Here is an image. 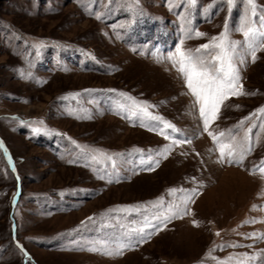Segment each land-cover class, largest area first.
<instances>
[{"label":"rangeland","instance_id":"1","mask_svg":"<svg viewBox=\"0 0 264 264\" xmlns=\"http://www.w3.org/2000/svg\"><path fill=\"white\" fill-rule=\"evenodd\" d=\"M210 2L113 0L108 11L107 0H0V264H264V172L255 167L264 160V113L256 111L264 106V50L239 66L248 94L229 97L209 127L246 150L239 165L217 162L195 98L166 59L177 45L208 42L226 18L230 38L241 41L245 23L255 28L264 17V0H254L255 17L247 0H235L230 13L218 4L208 17ZM120 92L146 101L190 141L166 139L163 122L149 130L147 118L145 126L124 118ZM37 127L47 131L34 134ZM149 155L159 160L151 171L141 164ZM181 188L199 194L185 205V193L169 195ZM170 204L187 214L117 254L112 237L167 215ZM131 208L141 213L129 216ZM88 216L96 222L81 225Z\"/></svg>","mask_w":264,"mask_h":264},{"label":"snow or ice","instance_id":"2","mask_svg":"<svg viewBox=\"0 0 264 264\" xmlns=\"http://www.w3.org/2000/svg\"><path fill=\"white\" fill-rule=\"evenodd\" d=\"M113 0H107L105 5L106 10H111V4ZM249 5L253 8V17L256 16L255 3L254 0H247ZM227 5V10L230 13L233 10L235 0H211V2L203 8V12L211 17L213 10L216 9L218 4ZM183 4H191L193 6L198 5V0H180V3L176 5L179 8ZM103 13L97 12L95 14L96 19H101ZM261 26H264V17H260V26L252 27L250 24L245 23L244 30L242 32L244 39L241 41L232 40L229 36V21L226 18L224 22V29L219 32L216 36L210 38V40L204 44L199 45L195 49H182L180 45L175 48V53H170L166 59L172 62L173 67H177V70L182 74L185 86L195 98V103L198 106L199 116L202 119L203 130L211 138V140L217 145L216 151L219 153L217 162L220 164L227 163L228 165L233 164H243L244 154L246 150H238V142L236 138L232 135L226 137L224 131H218L214 133L209 130L210 124L219 116L221 111V106L224 104L229 97L243 96L248 93L244 91L243 84L240 83V68L246 63V57L250 54L253 62L257 59V52L264 50V43L260 41L264 40V30H261ZM196 37H204L206 34L198 30L194 31ZM192 32L188 33V37L191 38ZM43 42H41L42 44ZM183 41H181V44ZM96 90L85 89L84 93H90ZM110 92H115L116 90H108ZM83 93H70L73 99L81 96ZM119 96L124 98L120 102L119 111L124 113V118L129 120L141 121L142 126L144 121L147 120L150 123L149 130L153 128H159L160 124L163 122V129L161 133L165 135L167 139L169 136L174 137L173 142L175 144H181L184 142H189L190 137L185 135L177 136L180 130L177 129L170 122L162 121V117L159 115H154L149 111V105L146 101H137L133 97L129 96L127 93L120 92ZM63 99H67L64 97ZM128 101L125 103L124 101ZM257 112L264 113V106L258 108ZM130 113V115H129ZM71 114V113H69ZM253 114H249V117H244L241 119L239 124H243L245 120H248ZM90 118V117H89ZM12 119H18L13 117ZM239 126V125H238ZM34 134H39L41 132H46L47 129L44 128H34ZM251 132V129L248 130ZM227 138L230 143L223 142ZM75 144V141H72ZM3 147V142L0 141V148ZM167 149L162 151H157L156 156H163ZM82 156L87 158L89 156L88 152L81 150ZM92 159H96L92 156ZM107 161L112 162V166L115 167L114 159L111 156L107 157ZM72 163L73 161H69ZM159 160L154 158L152 155L147 157V160H142L141 164L145 166L149 171H151L154 165L158 164ZM107 163L104 165L105 175H101L99 178L105 179L107 174ZM261 172H264V160L261 164L255 166ZM15 171V169H12ZM123 177H118L122 179ZM193 180L195 177L192 178ZM113 182L112 180L108 181ZM180 191L186 194V198L183 201L185 205L191 202L192 197L197 196V188L191 189H169V195ZM165 204L163 198L160 199L159 205H153L152 207L160 208ZM143 211H148V209H143ZM168 214H153L151 220L145 219L143 221V227L139 229H133L126 236L112 237L113 241H119V247L116 248L117 254L122 253L123 248L131 247L133 245L142 244L150 237L153 231L159 230L161 224L167 221H171L177 215L181 213L187 214L188 208L185 206L183 209L178 205H168ZM133 213L140 214V208H131L128 211V215L131 216ZM94 216H88L84 221H81V225L85 223H95ZM195 223V221H193ZM13 230L15 231V225H13ZM219 234V233H217ZM249 236H255V233H250ZM17 248H19L25 255L29 257V253L24 249L23 245L17 241ZM229 245H218V248L227 247ZM236 247L238 245H231ZM95 250V249H92ZM247 255V254H244Z\"/></svg>","mask_w":264,"mask_h":264}]
</instances>
